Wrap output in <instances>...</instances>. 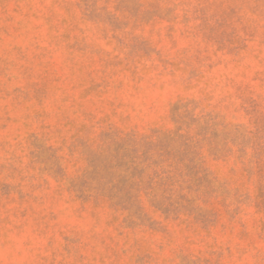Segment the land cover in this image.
Segmentation results:
<instances>
[{
  "label": "rangeland",
  "instance_id": "obj_1",
  "mask_svg": "<svg viewBox=\"0 0 264 264\" xmlns=\"http://www.w3.org/2000/svg\"><path fill=\"white\" fill-rule=\"evenodd\" d=\"M0 264H264V0H0Z\"/></svg>",
  "mask_w": 264,
  "mask_h": 264
}]
</instances>
